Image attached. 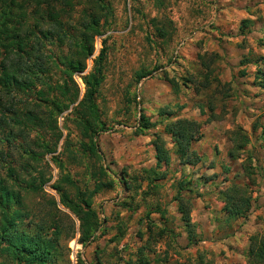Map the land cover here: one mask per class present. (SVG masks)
<instances>
[{
  "label": "rangeland",
  "instance_id": "374dc122",
  "mask_svg": "<svg viewBox=\"0 0 264 264\" xmlns=\"http://www.w3.org/2000/svg\"><path fill=\"white\" fill-rule=\"evenodd\" d=\"M56 1L60 0H52V4H59ZM95 1L72 0L74 8H65L68 14L61 18L65 28L70 29L66 32L67 43L59 45L55 39L44 40L40 51L47 57L45 63L48 59L57 63V67L50 69L47 80L63 82L62 60L74 51L79 24L85 16L82 11L90 14L97 10L101 14V35L93 39V53L86 60L85 70L73 75L80 100L85 91L81 78L92 72L94 60L104 51L103 81L95 98L104 124L94 138L98 156L82 152L80 142L88 140L82 139L77 127L73 112L76 103L70 105L57 118L54 130L37 128L29 132L26 140L31 143L41 138L53 145L57 143L53 146L55 152L44 155L39 163L50 177L43 191L58 200L51 186L65 175L79 190H91L92 173H97L99 166L108 170L103 181L126 175L141 180L144 171L155 166L153 135L160 134L168 148L172 146L158 123L157 110L162 107L172 110L174 118H187L201 125L203 137L192 146L200 160L196 165L182 166L172 156L169 166L155 168L166 172L165 178L157 182L160 186L155 194L145 197V201L137 195L133 200L136 204L130 208L124 203L128 201L127 194L116 183L101 190L92 199L101 224L99 231L85 247L78 243L76 234L68 242L69 263L63 258L60 264H76L78 256L85 263L125 264L146 239L147 235L142 240L140 237V233H145L146 222L153 221L158 227L165 224L157 214L146 216L145 202L160 203L167 210L166 223L172 231L162 239L154 236L157 239L150 254L152 260L167 256L170 264H249L248 237L264 233V89L254 79L261 64L252 62L264 57V0ZM95 3L102 7L97 8ZM27 15L28 24L32 25L38 15L32 7ZM243 19L254 21L246 35L239 30ZM159 28L164 29V38L159 36ZM201 56L212 69L207 88L202 86L207 72L200 64ZM140 73L149 74L139 81ZM20 98L31 107L38 99L35 92L21 93ZM210 106L213 110L209 111ZM140 115L155 126L138 134L135 128ZM237 127L244 130L250 144L239 159L233 160L228 157L231 146L228 133ZM21 142L22 138H18L13 146L0 144L7 156L4 161L15 163V147ZM30 146L33 147L32 143ZM249 155L254 169L251 180L243 173ZM3 172L0 170V174ZM180 181L190 183V189L181 194L191 204L197 240L194 245L187 244L172 200ZM231 184L249 186L253 204L244 219L228 221L221 212L218 192ZM145 190L146 179L141 181L140 191ZM24 195L32 208L43 198L40 193ZM117 226L124 232L122 238L118 237Z\"/></svg>",
  "mask_w": 264,
  "mask_h": 264
},
{
  "label": "trees",
  "instance_id": "16d2710c",
  "mask_svg": "<svg viewBox=\"0 0 264 264\" xmlns=\"http://www.w3.org/2000/svg\"><path fill=\"white\" fill-rule=\"evenodd\" d=\"M56 2L60 5L52 4V0H0V135L2 136L0 144L4 142L13 146L16 139L22 138L21 144L15 147L17 155L15 163L4 161L7 156L0 148V170L4 171L3 175L0 174V264H60L63 258L69 263L68 242L77 234L78 243L85 247L99 231L101 224L92 199L101 190L111 188L116 183L127 194L128 201L124 203L130 208L136 204L133 200L137 195L143 196L142 201H145V197L155 194L160 186L157 182L163 180L166 175L165 171H158L155 168L162 165L169 166L172 156H175L178 164L182 166H193L200 160L192 150V146L203 137L201 125L187 118H174L172 110L162 107L157 110L158 123L163 127V134L170 138L172 146L168 148L167 142L160 134L153 135L151 144L155 166L145 170L141 180L138 176L129 178L126 175L116 180L110 178L103 181L108 175V170L99 166L97 173L95 171L92 173L94 186L91 190H79L65 175L51 186L58 200L43 191L50 177L46 176L39 163L44 155L55 152L53 146L56 147L57 143L53 145L38 138L31 142L33 145L31 147V143L26 141L29 132L45 127L54 130L57 118L70 105L76 103L73 112L77 127L82 139L88 140V143L81 141L80 148L84 154L89 153L97 157L94 138L104 128L95 103L98 88L103 81L104 51L101 50L94 60L92 72L81 78L85 91L80 100H78L79 89L73 80L74 74L85 70L86 60L93 53V39L101 35V14L97 10L91 11L90 14L82 11L85 16L83 15L84 20L79 24L74 51L70 56H64L62 60L65 78L61 83H51L50 79L47 80V75L51 68L57 67V63L49 59L45 63L47 57L40 51V47L44 40L49 39H55L59 45L67 43L69 37L66 32L69 26L68 29L65 28L61 18L68 14L65 8L70 10L74 8L72 0ZM95 5L97 8L102 7L99 3ZM31 7L38 15L32 25L28 24L27 15V10ZM253 23L251 19H243L239 26L240 34L250 33L249 27ZM158 31L160 37L166 36L163 28H159ZM200 61L203 71L207 72L205 85L202 86L207 88L212 74L211 65L203 56L200 57ZM252 62L256 65L261 64L257 66L254 79L264 89V57H257ZM240 63H249V61ZM147 74L149 73L138 74L137 80L140 81ZM213 80L218 82L217 79ZM169 82L172 84V81ZM38 86L39 89L35 91ZM31 92H35L38 97L32 107L28 103H23L20 98L21 93ZM208 108L209 111L213 110L212 106ZM154 126L155 124L150 123L148 118L140 115L135 132L141 134ZM228 139L231 144L228 157L233 160L239 159L241 153L250 144V138L242 128L237 127L228 133ZM251 159L249 155L243 164V173L250 180L254 175ZM145 179L147 190L140 191L141 181ZM71 188L75 191L72 192ZM189 189V182H178L172 200L176 204L187 244L194 245L197 240L195 226L191 220V204L189 199L181 194V191ZM28 193H40L43 198L32 208L25 202L24 194ZM218 198L222 203L221 212L228 221L246 218L253 204L249 186L246 184H231L218 192ZM145 207L148 208L146 216L157 214L160 220H165V224L158 227L153 221H147L145 233H140L141 240L144 235H147L146 239L131 253L125 264H170L167 256L156 260L150 258L156 239H162L165 234L172 233L166 223L167 210L157 202L150 204L145 202ZM65 210L73 216L77 227ZM117 230L118 237L122 238L124 232L121 227L117 226ZM155 235L157 238H154ZM246 258L249 264L264 263V233H255L248 237ZM76 261V264H101L100 261L85 263L80 256Z\"/></svg>",
  "mask_w": 264,
  "mask_h": 264
}]
</instances>
